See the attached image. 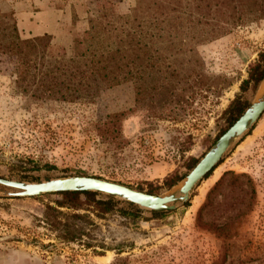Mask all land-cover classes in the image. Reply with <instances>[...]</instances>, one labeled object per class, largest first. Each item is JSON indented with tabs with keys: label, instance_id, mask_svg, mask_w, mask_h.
I'll return each instance as SVG.
<instances>
[{
	"label": "rangeland",
	"instance_id": "1",
	"mask_svg": "<svg viewBox=\"0 0 264 264\" xmlns=\"http://www.w3.org/2000/svg\"><path fill=\"white\" fill-rule=\"evenodd\" d=\"M135 3L0 0V10L13 12L22 37L48 34L70 49L74 39L84 42L91 19L125 14ZM152 53L160 56L144 74L92 102L35 99L0 71V177L80 174L169 191L231 125L235 112H223L230 102L244 111L262 88L261 80L244 81L264 53V19L209 42L165 41V52ZM220 160L162 215L115 197L116 209L90 228L93 244L111 248L103 254L43 233L36 218L58 195H0V264H264V111Z\"/></svg>",
	"mask_w": 264,
	"mask_h": 264
},
{
	"label": "trees",
	"instance_id": "2",
	"mask_svg": "<svg viewBox=\"0 0 264 264\" xmlns=\"http://www.w3.org/2000/svg\"><path fill=\"white\" fill-rule=\"evenodd\" d=\"M262 19L264 0H136L125 14L108 18L99 14L91 19L84 42L76 38L67 49L55 46L48 34L22 37L13 12L0 10V71H7L17 90L30 92L35 99L92 102L103 90L133 81L136 73L144 74L148 60L160 56L152 52H165V41L209 42L237 26ZM260 62L244 84L252 80L256 85L263 78L264 53ZM228 111L236 114L229 122L232 124L243 111L238 99L223 112ZM147 192L158 194L152 189ZM48 194L59 198L44 204L36 222L49 239L65 245L78 243L96 254L111 249L101 242L93 244L90 228L96 225L94 218H105L116 209L119 201L113 195L85 190ZM127 204L135 207L132 202ZM163 212L151 211L153 216ZM123 214L137 216L133 212ZM121 251L117 248V253ZM120 260L117 258L114 264Z\"/></svg>",
	"mask_w": 264,
	"mask_h": 264
},
{
	"label": "water",
	"instance_id": "3",
	"mask_svg": "<svg viewBox=\"0 0 264 264\" xmlns=\"http://www.w3.org/2000/svg\"><path fill=\"white\" fill-rule=\"evenodd\" d=\"M262 88L249 106L214 141L189 172L169 191L152 194L122 183L90 175H65L41 181H22L0 177V195L8 197H34L63 191H97L132 202L149 211L169 210L177 202L189 198L191 189L216 166L224 153L237 144L256 123L264 111V76Z\"/></svg>",
	"mask_w": 264,
	"mask_h": 264
}]
</instances>
